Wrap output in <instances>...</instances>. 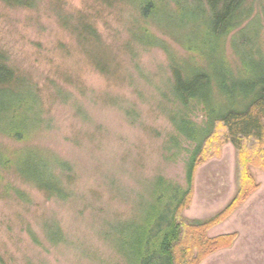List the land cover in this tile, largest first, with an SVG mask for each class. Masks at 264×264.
Returning <instances> with one entry per match:
<instances>
[{
  "label": "rangeland",
  "instance_id": "374dc122",
  "mask_svg": "<svg viewBox=\"0 0 264 264\" xmlns=\"http://www.w3.org/2000/svg\"><path fill=\"white\" fill-rule=\"evenodd\" d=\"M137 4L37 0L29 9L0 2V55L37 94L47 123L48 129L29 143L68 163L72 177L66 199H49L0 167V264H130L126 243L153 208L165 211L167 193L161 192L167 185L178 193L188 188L186 170L196 142L180 135L169 116H182H173L178 128L190 131L188 118L204 129L205 108L218 113L215 106L227 105L212 85L214 92L202 93L205 106L190 102L181 108L173 96L172 69L187 82L202 73L216 85L222 71L215 56L225 59L241 80L239 46L264 54V24L253 23L262 21L264 0H248V19L216 46L190 15L188 22L177 14L142 15ZM166 9L174 12L176 6L170 3ZM23 145L0 134L3 153ZM235 170V151L227 143L218 157L195 169L182 217L201 221L214 216L219 203L215 185L235 181ZM249 172L257 188L223 221L242 214L231 247L201 264H264V171L250 167ZM57 173L64 187L67 171ZM12 188L26 193L28 202ZM53 225L60 231L56 242L46 234ZM214 233L215 225L206 235L211 239Z\"/></svg>",
  "mask_w": 264,
  "mask_h": 264
},
{
  "label": "trees",
  "instance_id": "16d2710c",
  "mask_svg": "<svg viewBox=\"0 0 264 264\" xmlns=\"http://www.w3.org/2000/svg\"><path fill=\"white\" fill-rule=\"evenodd\" d=\"M96 1L105 3L110 0ZM247 1L138 0L137 5L142 15H148L150 12L153 15L162 13L166 16L177 14L184 18L183 22H188L189 19L186 18L190 15L193 21L206 27L207 33H204L215 39L216 46L221 39L248 19V12L244 7ZM0 2L8 7L30 9L35 6L37 0ZM170 3H174L176 11L166 9ZM205 6L208 11L205 10ZM261 22L264 24V16L262 21L260 18L253 20L254 24ZM147 36L145 40L151 41L152 37ZM239 48L241 57L238 68L245 79L235 78L229 63L217 56L215 62L219 67L216 65V68L222 71L220 77L215 78L217 86L209 75L196 73V78L187 82L180 70L172 69L173 96L181 104V108H187L190 102L205 106L201 96L208 91L214 92L212 85L223 94L218 95L220 103L226 100L227 105L220 107L222 108L220 110L215 106L218 113L204 107L208 114L204 129L197 127L188 118L185 121L190 131L183 126L178 128L173 116L180 118L182 116L178 113L169 116L180 135L196 142V148L186 170L188 188L178 193L177 188L167 185L166 191L161 192L163 195L167 193L165 211L160 213L161 210L153 208L147 221L129 240V244L126 243L125 249L129 250V256H124L131 259L132 264H201L214 252L230 248L236 237L235 234H230L210 239L206 232L210 227L227 219L257 188L249 168L255 167L264 171V54L254 53L245 45H240ZM40 104L41 100L31 90L29 84L18 77L14 69L6 64V57L0 55V134L11 142H24L19 149L12 148L6 153L0 150V167L3 170L14 171L24 182L43 191L47 198L64 200L70 194L66 186L71 183L72 177L69 172L71 166L47 150L29 143L42 129H48L46 121L41 116ZM227 143L233 146L236 157L235 194L214 216L201 221L186 220L181 214L190 201L195 169L210 157H218L221 147ZM57 170L67 171L64 177L68 182L65 181L64 187L63 175L58 174ZM157 181L163 182L161 178ZM12 189L19 200L28 202L26 193ZM115 230L118 229H113ZM46 234L49 241L59 240L60 231L57 225L48 228ZM113 240L117 243L119 239Z\"/></svg>",
  "mask_w": 264,
  "mask_h": 264
},
{
  "label": "crops",
  "instance_id": "0c3cea01",
  "mask_svg": "<svg viewBox=\"0 0 264 264\" xmlns=\"http://www.w3.org/2000/svg\"><path fill=\"white\" fill-rule=\"evenodd\" d=\"M216 186L217 185H215V191H216L215 192L216 193L215 194L216 195L215 202H216V200H218L219 203H215V209L213 210V212H215V214L218 211H220L229 202V200L235 194V190H236L234 179L229 180V181H225V183L221 184L219 187H216ZM219 189L221 191H219ZM250 200H251V198L241 207V210L243 209V207L248 205ZM240 213L241 212L238 211L235 214H233L231 216V218H229L227 221L223 222L222 224L216 225L215 226V233L213 234V236L217 237V236H220V235L231 234L232 232H234L238 228H240L241 224L237 223L238 219H239L238 214H240ZM241 216H242V214H240V217ZM230 221H232L233 223H236V225L229 224ZM234 221H236V222H234ZM236 241L238 242V240H235V242ZM223 251H225V250H222L220 252H223ZM220 252H217V253H220Z\"/></svg>",
  "mask_w": 264,
  "mask_h": 264
}]
</instances>
